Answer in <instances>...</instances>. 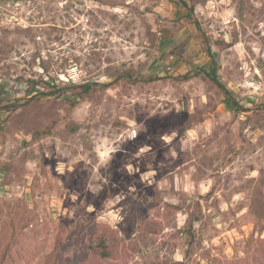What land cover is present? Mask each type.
Wrapping results in <instances>:
<instances>
[{
  "label": "rangeland",
  "instance_id": "1",
  "mask_svg": "<svg viewBox=\"0 0 264 264\" xmlns=\"http://www.w3.org/2000/svg\"><path fill=\"white\" fill-rule=\"evenodd\" d=\"M183 1L0 0V264H264V0Z\"/></svg>",
  "mask_w": 264,
  "mask_h": 264
},
{
  "label": "trees",
  "instance_id": "2",
  "mask_svg": "<svg viewBox=\"0 0 264 264\" xmlns=\"http://www.w3.org/2000/svg\"><path fill=\"white\" fill-rule=\"evenodd\" d=\"M180 5L183 7H187L186 3L183 0H178ZM206 54L210 58V74L209 76L212 77V79L215 81L216 85L220 88V90L225 94L227 101H229L233 106H235V102L232 100L231 92L225 88L215 77L216 74V64L214 60V56L211 52V48L206 47ZM66 84L59 86L60 89H64L63 87ZM93 84H83L80 86H77L78 88H81V91L78 92V97H82L83 94H87L93 90ZM98 85V84H97ZM57 92H48L46 95H55ZM95 241L97 243L95 244ZM86 247L91 253V255L100 261L107 260L109 258H112L114 256L115 252V244H112L111 246H107L106 240H105V231H102L100 233H97V229H91L87 233L86 237Z\"/></svg>",
  "mask_w": 264,
  "mask_h": 264
},
{
  "label": "clouds",
  "instance_id": "3",
  "mask_svg": "<svg viewBox=\"0 0 264 264\" xmlns=\"http://www.w3.org/2000/svg\"><path fill=\"white\" fill-rule=\"evenodd\" d=\"M132 135L134 136L135 133H133ZM117 150H118V149H109L108 152H105V153H103L102 155H103L105 158H107V159H111L109 153H110V152H115V151H117ZM107 159H106L104 162H107Z\"/></svg>",
  "mask_w": 264,
  "mask_h": 264
}]
</instances>
